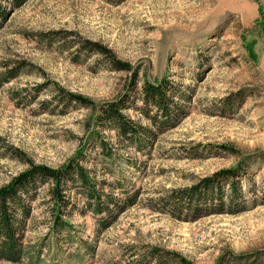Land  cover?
<instances>
[{"label":"rangeland","instance_id":"obj_1","mask_svg":"<svg viewBox=\"0 0 264 264\" xmlns=\"http://www.w3.org/2000/svg\"><path fill=\"white\" fill-rule=\"evenodd\" d=\"M0 5V187L27 168L17 152L52 169L83 152L105 205L96 215L77 188L68 191L69 226L57 232L47 188H39L22 243L32 256L41 252L19 264H158L152 253L160 264H176L173 255L217 264L264 254V0ZM83 41L105 46L131 72L80 51ZM163 81L175 108L160 125L140 109L143 87ZM68 94L91 100L96 111L127 99L123 115L147 130L146 144L139 151L96 128V112L65 102ZM96 134L109 158L91 139ZM230 169L240 171L239 198L223 185L221 201L198 202V218L165 207L176 192Z\"/></svg>","mask_w":264,"mask_h":264},{"label":"trees","instance_id":"obj_2","mask_svg":"<svg viewBox=\"0 0 264 264\" xmlns=\"http://www.w3.org/2000/svg\"><path fill=\"white\" fill-rule=\"evenodd\" d=\"M8 2L13 8L18 7L25 0H0ZM5 8L0 5V20L5 19ZM80 51L86 54L98 55L106 62L110 69L115 72H131V67L120 60L107 49L96 42L83 41L80 45ZM22 67L7 69L5 75L6 81L16 76V73ZM61 91V89H59ZM62 92V91H61ZM171 95H168L169 93ZM75 104L92 112H96L95 125L101 131H114L118 142L135 146L141 150L143 144H146L149 136L147 130L130 121L123 115V112L129 107L127 99H120L116 102L107 103L96 111V105L89 99L79 95L68 94L66 101ZM63 104V101L60 102ZM142 103L144 107L140 109L141 113L155 124V119L159 117L164 125L172 121L175 108L173 93L166 81L158 86L146 84L143 87ZM154 113L149 117L150 113ZM177 112V111H176ZM97 143L100 152L104 158L110 157L111 149L102 137L96 134L91 138ZM23 164L27 168L12 178L10 182L0 187V263L19 264L22 260L31 261L38 259L41 251H35V255L29 248L23 246L22 239L27 221L30 218L31 203L36 197V191L46 186L49 197V218L55 231L61 232L68 228V223L64 220V214L67 206L70 204L65 199V194L77 188V190L86 197V204L92 207L96 215L105 212L101 196L95 189V184L90 179L89 173L82 166L85 162L84 153L79 152L76 160L70 161L67 165L52 169L46 166L34 165L26 159L21 153L17 152ZM240 171L223 170L212 177L200 181L194 187L176 192V195L164 204L165 207H171L177 215L191 212L192 218H198L201 210L197 208L198 202H203L208 198H217L221 201L223 196V185L229 186V196H240L238 184ZM111 199L109 196L107 197ZM211 200V199H210ZM234 202V201H233ZM187 212H184V208ZM221 207V206H220ZM103 224V221L101 222ZM153 258H157L160 264V258L152 253ZM176 258V264H191L179 255H173ZM217 264H264V254L259 253L253 256L232 257L228 261L225 258Z\"/></svg>","mask_w":264,"mask_h":264}]
</instances>
